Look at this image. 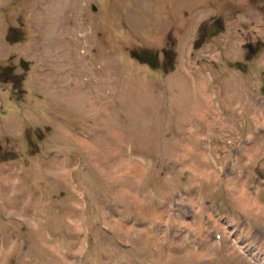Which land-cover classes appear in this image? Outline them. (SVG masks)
I'll return each instance as SVG.
<instances>
[{
	"label": "rangeland",
	"instance_id": "obj_1",
	"mask_svg": "<svg viewBox=\"0 0 264 264\" xmlns=\"http://www.w3.org/2000/svg\"><path fill=\"white\" fill-rule=\"evenodd\" d=\"M262 230L264 0H0V264H263Z\"/></svg>",
	"mask_w": 264,
	"mask_h": 264
}]
</instances>
